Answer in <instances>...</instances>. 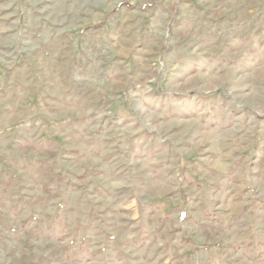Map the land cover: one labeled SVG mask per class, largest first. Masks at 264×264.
<instances>
[{"label":"rangeland","instance_id":"374dc122","mask_svg":"<svg viewBox=\"0 0 264 264\" xmlns=\"http://www.w3.org/2000/svg\"><path fill=\"white\" fill-rule=\"evenodd\" d=\"M251 2L0 0V264H264Z\"/></svg>","mask_w":264,"mask_h":264},{"label":"crops","instance_id":"0c3cea01","mask_svg":"<svg viewBox=\"0 0 264 264\" xmlns=\"http://www.w3.org/2000/svg\"><path fill=\"white\" fill-rule=\"evenodd\" d=\"M222 1V0H221ZM229 1V13L226 16H223L221 18H213L214 22L218 25L219 28H221L222 31L225 32V34L227 33V36L229 37V32L230 30L232 31H240V32H245L247 33L249 30L250 32H253L255 29H259V28H255L254 22H256L258 20V18H251V14H248V11L252 10L251 8H249L251 6V4H253L251 1L252 0H226ZM261 2V1H260ZM236 6V8L238 9V13L242 12V14H233V10L230 9L233 6ZM245 14H244V12ZM199 20H204V22L207 19H212V18H198ZM252 24V25H251ZM248 25H251L248 27ZM242 35V34H241ZM203 37L205 36V32L203 33ZM246 44H248L246 42ZM42 76L39 75V79L41 81ZM49 89H46V93L48 94L47 96H56L52 90L51 93L49 92ZM47 99H45L46 102ZM49 102H51L52 104H58L57 101H52L49 100ZM76 108V107H75ZM74 107L69 108L70 110H74ZM58 113L60 112V110L57 111ZM74 113L76 114L75 116H73V118H77V109H75ZM54 118V117H53ZM70 118H72V116H70Z\"/></svg>","mask_w":264,"mask_h":264}]
</instances>
